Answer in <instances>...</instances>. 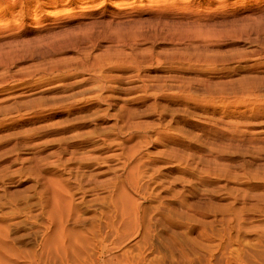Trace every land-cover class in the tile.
<instances>
[{
  "label": "rangeland",
  "instance_id": "374dc122",
  "mask_svg": "<svg viewBox=\"0 0 264 264\" xmlns=\"http://www.w3.org/2000/svg\"><path fill=\"white\" fill-rule=\"evenodd\" d=\"M0 264H264V0H1Z\"/></svg>",
  "mask_w": 264,
  "mask_h": 264
},
{
  "label": "bare ground",
  "instance_id": "6f19581e",
  "mask_svg": "<svg viewBox=\"0 0 264 264\" xmlns=\"http://www.w3.org/2000/svg\"><path fill=\"white\" fill-rule=\"evenodd\" d=\"M1 1V0H0ZM6 1V0H5Z\"/></svg>",
  "mask_w": 264,
  "mask_h": 264
}]
</instances>
